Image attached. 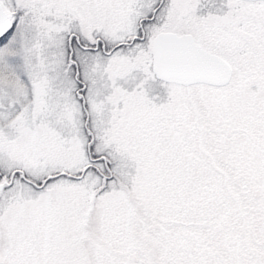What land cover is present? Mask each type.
Returning <instances> with one entry per match:
<instances>
[{"label":"snow or ice","instance_id":"1","mask_svg":"<svg viewBox=\"0 0 264 264\" xmlns=\"http://www.w3.org/2000/svg\"><path fill=\"white\" fill-rule=\"evenodd\" d=\"M0 264H264V0H0Z\"/></svg>","mask_w":264,"mask_h":264}]
</instances>
